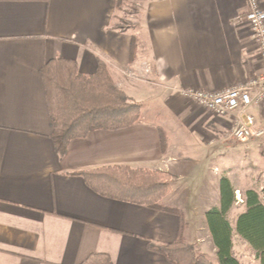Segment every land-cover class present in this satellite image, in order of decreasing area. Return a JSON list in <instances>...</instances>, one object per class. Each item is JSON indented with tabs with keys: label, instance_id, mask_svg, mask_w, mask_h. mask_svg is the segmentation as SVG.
Here are the masks:
<instances>
[{
	"label": "crops",
	"instance_id": "obj_1",
	"mask_svg": "<svg viewBox=\"0 0 264 264\" xmlns=\"http://www.w3.org/2000/svg\"><path fill=\"white\" fill-rule=\"evenodd\" d=\"M116 5L117 0H0V264H81L95 253L108 254L112 264H169L149 244L175 241L177 215L102 197L75 172L108 166L170 172L172 192L163 203L183 211L187 240L199 249L204 232L213 245L205 214L221 206V176L241 196L244 189L254 190L264 201L259 142L232 138L230 117L177 92H219L263 74L245 19L247 1L142 0L126 29ZM55 58L76 61L88 75L105 61L119 88L141 105L140 122L91 132L60 156L41 76ZM143 62L152 65V74L126 77ZM248 113L264 128V102ZM155 114L164 117L148 119ZM234 154L240 163L235 167ZM248 163L255 186L241 187L233 170H248Z\"/></svg>",
	"mask_w": 264,
	"mask_h": 264
},
{
	"label": "trees",
	"instance_id": "obj_2",
	"mask_svg": "<svg viewBox=\"0 0 264 264\" xmlns=\"http://www.w3.org/2000/svg\"><path fill=\"white\" fill-rule=\"evenodd\" d=\"M125 0H117L116 11H122ZM117 15H114L116 18ZM138 38L133 37L131 57L135 58ZM41 76L45 84L48 110L52 121V140L60 156L66 155L73 140L85 139L94 131H117L140 122L142 107L119 88L108 64L98 61L94 74H84L74 60L55 58L47 61ZM162 145L166 136L162 131ZM102 197L175 214L180 226L174 242L150 243L149 248L162 254L169 264H214L187 241L189 227L183 211L162 203L171 192L173 174L159 169L108 166L73 173ZM220 208L205 214L206 226L216 250L218 264H242L235 254V236L254 251L259 264H264V201L261 193L244 192L245 210L233 226L228 215L236 204V189L230 179L220 181ZM81 264H112L106 253L90 255Z\"/></svg>",
	"mask_w": 264,
	"mask_h": 264
},
{
	"label": "built area",
	"instance_id": "obj_3",
	"mask_svg": "<svg viewBox=\"0 0 264 264\" xmlns=\"http://www.w3.org/2000/svg\"><path fill=\"white\" fill-rule=\"evenodd\" d=\"M246 1L248 12L245 19L264 65V3L262 0ZM152 72V65L143 62L137 74L128 71L127 76L144 80ZM177 92L216 116L230 117L233 122L231 137L241 142L256 140L264 152V128L257 126L254 116L248 113L251 106L264 102V72L247 82L219 92L195 89ZM236 200L237 203H243L239 191H236Z\"/></svg>",
	"mask_w": 264,
	"mask_h": 264
},
{
	"label": "rangeland",
	"instance_id": "obj_4",
	"mask_svg": "<svg viewBox=\"0 0 264 264\" xmlns=\"http://www.w3.org/2000/svg\"><path fill=\"white\" fill-rule=\"evenodd\" d=\"M141 1L142 0H125V2H123V9H122L121 13L124 12V15H121L122 16V18H121L122 22L120 24L123 29L124 28L126 29V28L131 26L130 15L132 13H136L140 9V6L138 5V3H141ZM125 8H127V9H125ZM126 77L128 78L127 75H126ZM144 105H146L145 102H144ZM160 117H164V116L162 114H160L159 117L156 116V114L155 115H149L148 119L155 121L156 119H158ZM235 155L236 154H234V160H233V162H234L233 166L234 167H235V165H240L239 157L235 156ZM243 168H248V170L244 169V171L243 170H236L235 171V169H234L233 170L234 174L232 176V179H234L238 185H241V187L255 186V185H253V182H255V179H253L252 176L248 175V173H252V171H253L252 168H250V164L249 163L244 164ZM222 177H225V176H221V178ZM245 191H246L245 189L242 191L243 197L241 196V194L239 192L243 202H244V192ZM162 203H163V201H162ZM236 205H238V207L235 208V210L232 211L231 213H229V215H228V218L230 221H234L235 217H237L238 214H241L245 210V206L243 203H237ZM201 232H204V231H201ZM205 235L207 236V234L205 232H204V235H203V233L200 235V237H202V239L204 240L201 243L200 249L194 244V242H192V241L189 242L188 240L187 241H188V243H190L196 247V250L198 251V253L204 254L214 264H218L216 253L212 252L213 245L212 246L209 245L210 244L209 240H207ZM186 237H187V233H186ZM235 254L240 259L242 264H259V261L256 259L254 251H252L247 245H245L243 242L239 241L238 239H235Z\"/></svg>",
	"mask_w": 264,
	"mask_h": 264
}]
</instances>
